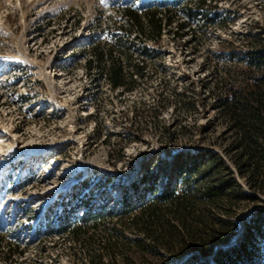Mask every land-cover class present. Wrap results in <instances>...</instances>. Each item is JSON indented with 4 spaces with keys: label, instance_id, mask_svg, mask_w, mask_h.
<instances>
[{
    "label": "rangeland",
    "instance_id": "1",
    "mask_svg": "<svg viewBox=\"0 0 264 264\" xmlns=\"http://www.w3.org/2000/svg\"><path fill=\"white\" fill-rule=\"evenodd\" d=\"M191 1L170 4L177 20ZM157 3L0 0V264H72L71 238L48 234L45 224L56 226L64 208L80 212L89 194L93 206L117 203L144 172L165 180L180 156L216 157L246 196L218 215L235 223L230 240L209 256L191 251L164 264H216V250L238 244L251 214H264V190L242 175L236 130L222 107L229 88L262 74L248 68L246 54L264 52V0H210L216 23L198 15L192 37L171 31L149 42L145 77L131 91L111 89L108 62L88 67V58L95 48L120 53L126 7ZM134 40L144 57L143 41ZM251 236L242 259L264 264V218ZM9 245L24 254L4 257Z\"/></svg>",
    "mask_w": 264,
    "mask_h": 264
},
{
    "label": "trees",
    "instance_id": "2",
    "mask_svg": "<svg viewBox=\"0 0 264 264\" xmlns=\"http://www.w3.org/2000/svg\"><path fill=\"white\" fill-rule=\"evenodd\" d=\"M173 1L176 0H158L153 8L126 7V24L120 26L123 34L115 39L120 53L95 48L94 56L87 60L88 67L96 64L102 68L108 62L104 71L111 89L131 91L145 77L147 57L153 53L149 52V42L157 44L171 31L178 38L192 37L190 20L198 15L205 25L216 23L207 8L210 0L186 3L181 9L186 19L180 21L170 5ZM134 38L143 41L142 58L134 52ZM246 62L254 73L262 74L251 78V84L229 88L222 107L236 130L242 175L250 179L253 187L264 190V52L246 54ZM221 173L214 156L208 160L204 154L189 159L180 156L165 180L160 182V173L144 172L111 205L104 201L93 206L89 194L81 200L80 212L64 208L58 214L57 225L48 221L45 229L48 234L55 231L71 238L75 244L72 264H164L169 257L191 251L209 256L217 243L230 240L234 234L232 219L218 215L231 214L246 196L238 190L234 177L224 178ZM263 215L262 211L251 214L246 235L238 244L220 249L214 259L216 264H245L243 254L255 244L251 231L259 229ZM19 247L9 245L4 257L10 258L14 252L22 256L24 250ZM198 256L194 255L190 263Z\"/></svg>",
    "mask_w": 264,
    "mask_h": 264
},
{
    "label": "water",
    "instance_id": "3",
    "mask_svg": "<svg viewBox=\"0 0 264 264\" xmlns=\"http://www.w3.org/2000/svg\"><path fill=\"white\" fill-rule=\"evenodd\" d=\"M218 252V249L216 250V253Z\"/></svg>",
    "mask_w": 264,
    "mask_h": 264
}]
</instances>
